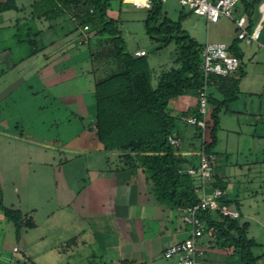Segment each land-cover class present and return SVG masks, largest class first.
Segmentation results:
<instances>
[{"label": "rangeland", "instance_id": "374dc122", "mask_svg": "<svg viewBox=\"0 0 264 264\" xmlns=\"http://www.w3.org/2000/svg\"><path fill=\"white\" fill-rule=\"evenodd\" d=\"M4 1L6 0H0V2ZM31 1L15 0L18 7L23 10L19 9L20 11L16 12V17L20 21V25H16L19 28V32L16 34L15 29L18 28H14L15 23H12L11 26H5L0 29V38L7 41L14 34L18 38L22 37L25 30L21 28V23L24 22L21 21V18L24 16L28 19V5ZM263 1L261 0L252 10L250 19L254 25L259 22V5ZM110 2L113 9V17L118 19V25L127 50L130 53H134L136 50L146 52V59L152 73V85L155 86L160 73L174 67L175 44L171 43L158 49L160 45L152 42L145 33L143 23L146 16L145 10L136 9L130 4L119 5L118 0H110ZM162 10L173 21H176L182 15L184 17L182 28L199 45H204L207 42L223 43L227 47L234 43L237 44L244 55L242 69L245 71V76L239 85L241 93L238 99L229 107L241 112L255 113L258 99L261 97V101L264 102V94L258 97L264 90V46L260 45V43L264 44V40L261 37L258 43H251L250 45H247L244 40L237 41L238 30L235 26V21L241 16L246 17L242 5L237 3L234 7L232 13L234 20L221 17L216 24L207 23L203 17L191 14L187 8L181 7L174 0H167ZM1 21L2 17L0 25ZM46 25V22H34L29 37L30 40H34L33 44H11V56L15 55L18 59L28 54L29 50L31 51L29 53L31 57L18 64L15 71L18 73L21 70H26V74L33 72L31 75H34L39 81L49 75L45 79L47 80L46 84L50 85V87L40 89L41 87L39 86H33L32 90H26L25 87L20 88V86H17L15 100L11 102L3 101V105L0 106V117H4L8 122L4 129L9 131L11 135L15 134L17 138L0 136V202L5 208L19 210L23 216L31 218L32 223L39 225L41 228L43 227L42 230H45L44 232L48 235L47 241H45L47 242L46 245L50 247L57 238V233L52 228L57 221V217L67 219L64 221L59 219L58 222L69 224V230L73 234L79 228L85 229V225L82 223L77 228L78 222L73 220L72 214H70L72 213V206L69 204L72 202L73 195L79 192L85 185L84 182L87 181L86 165L100 164L93 162L95 158L87 160L83 156L58 151L62 149V146L65 145L69 138L79 133H82V141L68 143L67 147L94 151L96 146H98V143L91 140L93 136L89 131L94 115V101L91 94L94 86V76L91 73V62L87 56L86 37L78 36L77 32L66 34L72 30L73 25L63 19L62 21H56L53 29H43L40 38L34 37L36 31L46 27ZM247 33L250 32L247 31ZM53 40H55L53 42L54 45L47 47L46 45ZM48 56L50 59H47ZM5 79H7V75L3 80ZM60 80L61 84L58 87H56L57 85L53 87L54 92L60 97H58V100L63 97L67 100V97L79 96L80 106L78 108L73 107L76 115L72 116L73 119L74 117L76 119L67 126L65 124H57L52 112L53 107L56 106L52 102V98L55 96L57 99V95H54L51 86ZM40 85L44 84L41 83ZM249 92L258 94L253 97V101L249 99ZM180 98L182 100L180 103L183 104L180 105V110L169 106V108L174 109L172 115L177 116L188 109H194L197 104L194 97ZM177 127L180 132L183 133L184 130L189 136L195 132L193 126L184 127L180 122ZM60 130H63V133ZM189 136L183 142L184 147L188 142L192 141L190 140L192 136ZM221 136L223 135L221 134ZM197 143H189V146H194L196 150L198 148ZM261 143L264 144V142ZM256 146L254 144V147ZM248 158L250 159V157ZM241 160L243 159L241 158ZM114 165L115 162L111 158L108 167ZM216 171L219 173L222 172V169L217 168ZM254 187L257 192L256 197L254 199L246 198L245 202H243L242 211L249 215L243 221L248 222L250 227L248 229V237L254 239L256 244H258L253 248V254L259 256L257 264H264V198L261 197L264 196V183L258 182L252 186V188ZM136 210L138 213L142 212L146 221L151 222L152 220H158L161 216L164 217L157 207L148 206L145 209L138 208ZM166 210L168 213L178 214L177 211L167 208ZM133 212L131 210V213ZM68 214L70 217L67 216ZM46 222L48 225H46ZM3 224H6V222H3ZM2 225L0 226V229H2L0 231V251L3 253L11 252L15 241L8 236V230H5ZM179 225L180 228H178L172 239H166L163 243L154 242V245L151 246L152 260L133 264H175V260L164 259L162 251L166 245L181 242L189 237L190 227L181 222ZM71 233L70 237L72 238L73 235ZM94 237L95 242H92L88 250L91 252H86V255L92 256L89 261L85 258L80 260L71 259L68 261L69 264H110L108 259L113 257L116 252H109L106 250V246L109 244L115 246L117 241H119V244L121 241L111 236L108 232L103 231L96 232ZM72 243L73 241L64 243L53 251L49 248L47 253L41 250V254H36L37 260L35 264H67L64 258L65 255L59 250L66 249L65 245L69 246ZM198 243L208 246V239L201 238L197 240V245ZM103 251H106V253ZM202 256L200 255L201 259L205 258L208 264H213L214 260L217 263H221L219 256L211 255L209 252ZM12 263H14V260H12Z\"/></svg>", "mask_w": 264, "mask_h": 264}, {"label": "trees", "instance_id": "16d2710c", "mask_svg": "<svg viewBox=\"0 0 264 264\" xmlns=\"http://www.w3.org/2000/svg\"><path fill=\"white\" fill-rule=\"evenodd\" d=\"M118 1L119 5L124 4L122 0ZM260 2H238L246 14L243 17L248 32L256 26L250 18L254 6ZM163 5L159 0H151L150 7L145 9L143 21L146 35L160 45L158 49L171 43L176 47L174 67L161 72L155 86L152 85L146 52L142 57H135L127 50L118 19L113 17L110 0H32L28 5L27 20L46 22V28L50 30L56 21L63 19L73 25L66 34L77 32L78 36L86 37L87 56L94 76V115L90 129L105 153L121 154L118 157L121 165L118 172L122 173L126 168H145L156 202L163 208L182 214L183 210L198 202L194 189L199 178L181 174L180 171L186 167L196 168L199 158L196 155H176L180 147H172L168 138H178L182 144L189 135L184 130L180 132L177 124L193 126L195 132L189 136H192V141L188 143L198 142L197 151L215 158L211 179L205 185L206 192L210 194L213 190H219L222 193L219 204L238 212L236 201L224 195L225 184L214 179L213 175L220 156L217 151L219 114L228 110L241 93L239 85L245 76L242 69L243 52L235 43L226 46L239 60L238 69L228 77L209 76L205 127L183 122L181 119L188 117L203 120L198 110V92L204 86L201 70L204 45L197 44L182 28V15L176 21L169 19L162 10ZM19 9L22 10L15 0L0 2V12H17ZM85 26L87 30L83 29ZM41 32H36L34 37H39ZM261 37L264 40V21L258 41ZM33 42L29 40L28 43L31 45ZM260 45L264 46L262 43ZM263 94L264 90L258 97ZM187 96L195 98V108L177 116L172 115L170 103ZM0 210L4 218L12 223L15 232L18 233L22 227L33 228L31 218L23 216L19 210L5 208L1 202ZM199 218L206 231L213 229L211 236L204 233L201 238H207L208 246L212 249L229 252V264H257L259 256L253 254L257 244L248 237L249 224L240 220V214L238 219H229L219 212L204 210Z\"/></svg>", "mask_w": 264, "mask_h": 264}, {"label": "crops", "instance_id": "0c3cea01", "mask_svg": "<svg viewBox=\"0 0 264 264\" xmlns=\"http://www.w3.org/2000/svg\"><path fill=\"white\" fill-rule=\"evenodd\" d=\"M1 17L0 29L5 26L9 27L12 23H15L14 28H18L16 25L20 22L18 23L17 21L18 18L15 11L0 12V19ZM21 19V21H24L21 23V28L25 30L22 37L18 38L16 35L19 32L18 28L15 29L16 34L11 39L6 41L0 38V84L2 83L0 85V106L3 105V101L11 102L15 100L17 86H20V88L25 87L26 90H32L33 86H39L41 87L40 89L50 87V85L46 84L47 80L45 79L49 75L39 81L34 75H31L33 72L26 74V70H23L24 73L22 70L18 73L15 71L18 64L31 57L29 55L30 50L28 54L19 59L15 55L11 56V46L13 44L26 43L29 45V37L35 21L27 20L24 16ZM43 29H46V27L38 29L36 32ZM54 41L48 43L46 46L52 47ZM47 59H50V57L48 56ZM6 75L7 79L3 80ZM19 76L20 78L17 79ZM60 82L61 80L56 81V84L51 86L54 95H57V99L55 96L52 98V102L56 104L52 112L57 124H65L67 126L71 121L74 122L76 119L75 117L73 119L72 115H76L73 111L74 108L80 106L79 96L67 97V100L63 97L61 100H58L60 97L54 92L53 87L56 85L58 87L61 84ZM41 83L44 85H40ZM7 88L8 90H6ZM256 94L249 92V99L252 100L253 97H256ZM175 101H172L169 106L176 110L179 108L180 110V105H183L180 103L182 101L181 98ZM173 110L171 109V111ZM6 124L8 125L6 119L0 117V127H2L0 129V136L17 139L15 134L11 135L9 131L4 129ZM219 127L220 131L218 134L220 135H218L217 150L220 156L217 159V166L215 167L213 177L225 184L224 195L230 200L236 201V204L239 206L240 220L246 222L243 220L249 215L245 211L244 214L242 211L243 202H245L246 198L254 199L256 197L257 192L255 187L252 188L254 184L258 182L264 183V144L261 143L264 142V102L261 101V97L258 99L255 113L241 112L231 107L221 112L219 114ZM62 131L60 130L61 133H63ZM89 131L93 136L91 140L98 143L93 131L91 129ZM81 135L82 133H79L69 138L65 145L62 146V149L58 151L83 156L87 160L95 158L93 162L100 164L86 165L87 181L84 182L85 185L79 192L73 195L72 202L69 204L72 206V213L70 214H72L73 220L78 222V227H76L79 228L80 223H82L85 225V229L79 228L73 234L69 230V224L58 222L59 219L62 221L67 219L57 217V221L52 226L53 230H55L54 232L57 233V238L52 246L49 247L46 245L47 242H45L48 235L44 232L45 230H42L43 227L41 228L39 225L33 223V228L22 227L17 233L12 223L4 218L0 210V221H2L0 222V226L3 222H6L2 226L5 230H8V236L12 237L15 241L11 252L7 251L3 253L0 251V264H35L37 253L41 254L42 251L47 253L49 248L53 251L64 243H70V241H73L71 245H65L66 249L61 248L62 250H59L65 255L66 263L69 264L68 261L71 259L80 260L85 258L89 261L92 256L86 255V252H91L88 250L92 242H95L94 235L98 231L108 232L111 236L121 241L120 244L117 241L115 246H112V244L106 246V250L109 252H116L113 257L108 259L110 264L145 263L147 260L153 259L151 246L154 245V242L163 243L166 239H172L178 228H180L179 224L180 222L182 223L181 212L177 211L178 214L168 213L166 208H163L156 202L150 184L147 181L148 174L145 172V168H126L122 173L118 172V169L121 167L118 157L121 154L105 153L99 143L94 151L67 147L68 143L81 140ZM223 143L225 144L223 145ZM254 144L257 146L254 147ZM252 145L253 147H251ZM180 152L182 155L189 156V154L196 155L198 151L197 149L195 150L194 146L190 147L189 143L185 147L182 143ZM234 156L236 157L233 158ZM111 158L115 162V165L108 167ZM217 168H221L222 172L218 173L216 171ZM261 197L264 198V196ZM148 206L157 207L164 217L161 216L158 220H152L151 222L146 221L142 212L138 213L136 209H145ZM131 210L134 212L131 213ZM67 216L70 217L69 214ZM46 225H48L47 222ZM67 230L68 232H66ZM70 233L73 235L72 238L70 237ZM173 244L176 243L166 245L163 251ZM13 248H16L17 251L13 252ZM197 248L201 252V256L206 252L219 256L221 263H217L214 260L213 264H229V252L226 250L212 249L210 246L202 245V243H198ZM103 252L106 253V251ZM12 260H14V263H12ZM175 264L177 263L175 262ZM196 264L208 263L205 258L201 259L199 256L196 259Z\"/></svg>", "mask_w": 264, "mask_h": 264}, {"label": "built area", "instance_id": "2783aa9c", "mask_svg": "<svg viewBox=\"0 0 264 264\" xmlns=\"http://www.w3.org/2000/svg\"><path fill=\"white\" fill-rule=\"evenodd\" d=\"M161 4H165L167 0H159ZM181 7H185L188 11L196 16L203 17L207 23L216 24L221 17L234 20L232 17L233 9L239 0H174ZM124 4H130L136 9H148L151 5V0H122ZM264 1L259 5L260 18L259 22L247 33L246 20L241 16L235 21V26L238 30L237 39L245 41L247 45L251 43H258L260 35L261 24L264 21V10L262 6ZM87 30V26L83 28ZM135 57H142L145 55L143 50H138L133 53ZM202 58V76L204 78V86L198 92V110L203 116V120H198L195 117L182 118L183 122L190 125H197L201 128L205 127L204 119L207 109V91L206 87L209 76L228 77L235 73L239 66V60L233 56L223 43H206L201 52ZM168 143L178 148L181 146V141L178 138L169 137ZM182 155L181 152L175 153ZM192 155V154H189ZM199 158V163L196 168L186 167L180 171L181 174L189 176H197L199 183L194 189L198 195V202L182 211L181 221L190 227V235L183 241L167 247L162 254L166 260H175L177 264H196V259L201 255L197 248V240L200 239L204 233L211 236L213 229L206 231L205 225L199 218L201 211L209 210L219 212L222 217L229 219H238L239 213L231 207L220 205L218 199L222 196L219 190H213L210 194L206 192L205 185L211 179L213 167L215 165V158L213 156H206L201 150L196 153ZM17 249L13 248V252Z\"/></svg>", "mask_w": 264, "mask_h": 264}, {"label": "bare ground", "instance_id": "6f19581e", "mask_svg": "<svg viewBox=\"0 0 264 264\" xmlns=\"http://www.w3.org/2000/svg\"><path fill=\"white\" fill-rule=\"evenodd\" d=\"M263 10H264V6H263Z\"/></svg>", "mask_w": 264, "mask_h": 264}]
</instances>
